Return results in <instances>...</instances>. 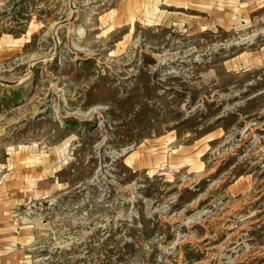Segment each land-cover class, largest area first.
I'll list each match as a JSON object with an SVG mask.
<instances>
[{"label": "rangeland", "instance_id": "374dc122", "mask_svg": "<svg viewBox=\"0 0 264 264\" xmlns=\"http://www.w3.org/2000/svg\"><path fill=\"white\" fill-rule=\"evenodd\" d=\"M176 2L0 0V162H56L0 264H264V0Z\"/></svg>", "mask_w": 264, "mask_h": 264}, {"label": "crops", "instance_id": "0c3cea01", "mask_svg": "<svg viewBox=\"0 0 264 264\" xmlns=\"http://www.w3.org/2000/svg\"><path fill=\"white\" fill-rule=\"evenodd\" d=\"M175 4H180L174 0ZM182 5H187L184 0H181ZM181 5V4H180ZM145 6V1L142 2V7ZM129 18L131 21H135L137 17L136 13L131 14ZM128 20V21H129ZM204 28L212 29L215 27L214 22H207ZM9 45H18L22 39H9L5 40ZM251 59H248V63ZM14 86L18 85L20 82ZM10 86V87H14ZM7 105V110H12ZM6 110V109H5ZM15 148V147H14ZM20 148V147H19ZM11 149V148H10ZM7 161L0 162V169L7 168L8 171L0 170V250L10 249L18 243L20 237L15 234V219L13 214L18 209V205L25 202L28 195L36 193L35 187L42 185L46 180L53 178L56 172V162L52 161L49 164V159L43 161L42 159H36L32 151H25L21 147L20 150L12 149L6 153ZM150 157V164H160L163 162V155L153 153ZM55 186V185H54ZM3 253V252H2Z\"/></svg>", "mask_w": 264, "mask_h": 264}, {"label": "trees", "instance_id": "16d2710c", "mask_svg": "<svg viewBox=\"0 0 264 264\" xmlns=\"http://www.w3.org/2000/svg\"><path fill=\"white\" fill-rule=\"evenodd\" d=\"M22 10L23 11H26V7L24 8H22ZM188 120H186V122H187ZM186 122H184V124L186 123ZM71 123V124H70ZM75 122H71V121H67L66 122V127H67V129H68V131H75L74 129H75ZM183 196L184 197H186V200H191L192 198H194L195 196H196V193H192V192H190V191H185L184 193H183ZM185 199V198H184ZM183 200V199H182ZM187 257H188V259H190V261L192 262V261H194V260H197L199 257L197 256V255H195V254H193V253H190V254H188L187 255Z\"/></svg>", "mask_w": 264, "mask_h": 264}, {"label": "water", "instance_id": "95a60500", "mask_svg": "<svg viewBox=\"0 0 264 264\" xmlns=\"http://www.w3.org/2000/svg\"><path fill=\"white\" fill-rule=\"evenodd\" d=\"M8 86H14L17 83L5 82Z\"/></svg>", "mask_w": 264, "mask_h": 264}]
</instances>
